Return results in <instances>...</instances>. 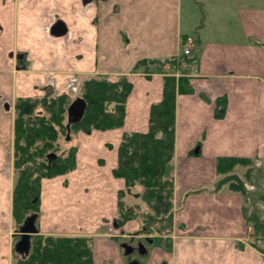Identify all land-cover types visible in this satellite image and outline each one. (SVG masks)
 Segmentation results:
<instances>
[{
    "label": "crops",
    "instance_id": "crops-1",
    "mask_svg": "<svg viewBox=\"0 0 264 264\" xmlns=\"http://www.w3.org/2000/svg\"><path fill=\"white\" fill-rule=\"evenodd\" d=\"M221 2L226 13L217 18ZM185 6L211 15L190 23ZM58 22L67 28L61 37L51 34ZM146 59H177L166 75L188 78L193 91L176 100L172 233L148 250L144 264H264L247 220L253 210L264 220V194L218 185L224 177L217 172L220 158L264 164V0H0V264H13L7 159L18 99L47 89L71 95L88 79L124 76L133 87L123 125L77 134L75 168L41 182L36 227L45 236L92 237L93 264H128L120 237L106 231L126 186L113 174L123 137L147 133L152 106L163 100L165 74L132 73ZM245 168L235 172L244 185L264 189V176L253 183L239 174Z\"/></svg>",
    "mask_w": 264,
    "mask_h": 264
},
{
    "label": "trees",
    "instance_id": "trees-1",
    "mask_svg": "<svg viewBox=\"0 0 264 264\" xmlns=\"http://www.w3.org/2000/svg\"><path fill=\"white\" fill-rule=\"evenodd\" d=\"M177 59L142 60L132 73L165 74L163 100L152 106L150 129L147 133H126L119 147L118 165L113 170L117 178L125 181V189L119 191L117 223L143 219L146 236L154 243H161L173 229L174 181L170 176L171 162L176 144V100L182 93H192L188 78L166 75L165 66L175 65ZM127 76L119 80L95 77L84 81L80 88L86 111L72 131L90 134L94 130H111L123 125L127 98L132 90ZM71 99L67 94L56 95L46 90L42 97L19 98L14 122V170L12 216L19 227L31 214L40 213V188L44 179L66 174L76 166V147L66 157L49 159L55 154L60 133H68L67 109ZM217 118L224 115V105L218 106ZM222 107V109H220ZM55 164V165H53ZM251 160L220 158L217 162L218 185L228 184L233 191L247 193L244 182L234 173L238 167H250ZM258 180L264 175L259 172ZM252 170H247L252 180ZM143 190L142 200L148 212H137L124 204L133 189ZM253 235L264 236V221L257 210L247 214ZM13 264H93L92 240L89 237L36 235L31 242L28 256H19Z\"/></svg>",
    "mask_w": 264,
    "mask_h": 264
},
{
    "label": "rangeland",
    "instance_id": "rangeland-1",
    "mask_svg": "<svg viewBox=\"0 0 264 264\" xmlns=\"http://www.w3.org/2000/svg\"><path fill=\"white\" fill-rule=\"evenodd\" d=\"M226 1V0H224ZM220 7L222 9H219V10H222L221 13H218L216 14L217 18L220 14H224L226 13V10L225 9V3L224 2H221L220 4ZM210 10H200L199 8H189V7H184L183 9V15L184 17H187L189 19V22L190 23H195L197 22V20L199 19V17H202V16H207V18L210 17ZM216 11V10H215ZM217 13V11H216ZM199 14V15H198ZM190 26V25H189ZM193 26V24H192ZM204 33V30L203 32ZM187 64H190V63H187ZM169 71L171 70V67L168 69ZM111 79V78H110ZM120 78H116V79H113V80H119ZM43 95H45V93L41 94V95H37L36 97H42ZM61 95V94H60ZM71 99V102L76 99L77 97H81V93H80V88H75L72 92L71 95H68ZM16 108V107H15ZM15 114H16V109H15ZM16 116V115H15ZM80 133V132H77V131H70V139L68 141H66V137H67V134L66 133H60L59 135V139L58 141L55 143L56 144V151L54 152L55 154V158H63V157H66L69 153V150L72 148V147H75L76 145V140L75 138L77 137V134ZM83 133V132H82ZM50 159V158H49ZM8 162H10V165L11 168L13 169V188H14V184H15V179H16V172L14 170V145H13V152H12V156L11 158L7 159ZM6 160V162H7ZM264 168V164L262 165H253L251 167V170H252V179H253V183H255V181H257V176L260 175L259 171L258 170H262ZM249 169V168H248ZM258 172V173H257ZM235 173V172H234ZM247 173V168H245V172L243 173V170L242 172H240L239 174L240 175H245ZM262 173V172H261ZM264 175V173H262ZM117 178V177H116ZM222 180V179H221ZM259 182H261V180H258ZM250 182V181H249ZM258 182V183H259ZM257 192L258 194L262 195L264 194V189L261 188V186L259 185L258 188H257ZM142 193H143V190L142 188L140 187H136L135 189H133L132 191V194L126 196V198L124 199V204L128 207H133L134 209H136L137 207H139V209H136L137 212L139 211L140 213H143V212H148V207L147 205L143 202L141 196H142ZM251 202V201H250ZM252 205H250L251 207ZM259 210L262 214H264V205H262L261 207L259 206ZM119 212V210H118ZM13 218V216H12ZM117 218H118V213H117V217L114 219V221L111 223L110 225V231H106V233H111L115 236H118L120 237V240H121V248H122V245L124 243H126L128 240H129V236H139L143 243L145 244V248L147 249V251L150 249H152L154 246H158V247H162L160 245V243H154L153 242H148V241H145V237L149 236L150 239L153 238L154 236H156L155 234L153 235H148V234H145L144 233V230L146 229L144 223H143V219H139V220H135L136 222L134 223L135 227L132 228V229H124L123 227L125 226L126 223H128L129 221H127L126 223H123L121 226H119L117 223ZM13 223H14V239H13V249H14V244L15 242L18 240V236L16 235V230L19 228L16 223L14 222L13 220ZM127 225V224H126ZM130 230V231H128ZM130 232V233H128ZM254 232V230H253ZM253 234V233H252ZM38 235V234H37ZM40 235V234H39ZM253 238H252V241L254 242L255 245H258L260 247H263L264 248V236L261 235V233H256L254 235H251ZM72 237H86V236H72ZM91 238L92 240V237H89ZM136 240H138V238H136ZM158 244V245H157ZM160 245V246H159ZM122 250H124L122 248ZM92 253H93V240H92ZM149 252H147V254H144L142 256H140V264H144V263H147L149 260H150V256L148 255ZM19 255L16 254L15 252L13 253V258H12V261L14 262L16 260V258H18ZM126 258V257H125Z\"/></svg>",
    "mask_w": 264,
    "mask_h": 264
},
{
    "label": "water",
    "instance_id": "water-1",
    "mask_svg": "<svg viewBox=\"0 0 264 264\" xmlns=\"http://www.w3.org/2000/svg\"><path fill=\"white\" fill-rule=\"evenodd\" d=\"M67 33V28L63 22L56 23L51 28V34L56 37L64 36ZM87 103L86 101L81 98L77 97L74 99L67 109V130L68 134L66 137V141L70 139V131L71 126L74 124H78L86 111ZM198 151H196L197 153ZM50 159L55 158V155L52 154L49 156ZM38 215L31 214L29 215L22 225L19 226L17 231L15 232L18 236V240L14 244V252L21 257H26L30 253L31 250V242L32 239L38 234V230L36 227V220ZM122 248L124 249V255L129 256L133 249L130 248L127 244H123ZM142 255L147 254V249L143 246ZM136 264V263H131Z\"/></svg>",
    "mask_w": 264,
    "mask_h": 264
},
{
    "label": "flooded vegetation",
    "instance_id": "flooded-vegetation-1",
    "mask_svg": "<svg viewBox=\"0 0 264 264\" xmlns=\"http://www.w3.org/2000/svg\"><path fill=\"white\" fill-rule=\"evenodd\" d=\"M23 57L24 56L22 54H17V56H16V59L18 60V66L19 67L23 66L22 65ZM54 159L55 158H52V160H54ZM53 165H55V164H53ZM136 238H138V240H136ZM139 238H140L139 236H136V237L135 236H129V240L126 243H124V244H127L130 248L133 249L132 253L129 256H125L126 259H127L128 264H131V263L140 264L139 263L140 262V256H142L141 253L144 250L143 246H145V244ZM145 241L149 242L147 237H145ZM123 253H124V250H123Z\"/></svg>",
    "mask_w": 264,
    "mask_h": 264
},
{
    "label": "built area",
    "instance_id": "built-area-1",
    "mask_svg": "<svg viewBox=\"0 0 264 264\" xmlns=\"http://www.w3.org/2000/svg\"><path fill=\"white\" fill-rule=\"evenodd\" d=\"M184 53H185V55H188V54H189V50H185ZM245 187H246V189L249 190V191H253V190L256 189L253 185H247V184H245ZM263 188H264V186H263Z\"/></svg>",
    "mask_w": 264,
    "mask_h": 264
}]
</instances>
